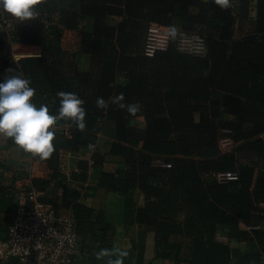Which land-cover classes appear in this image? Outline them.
I'll return each instance as SVG.
<instances>
[{
	"label": "trees",
	"instance_id": "trees-1",
	"mask_svg": "<svg viewBox=\"0 0 264 264\" xmlns=\"http://www.w3.org/2000/svg\"><path fill=\"white\" fill-rule=\"evenodd\" d=\"M37 12L22 21L0 8V80L22 74L35 89L33 102L46 104L52 114L58 115L61 92L84 101L86 127L57 120L54 151L85 152L105 137V153L96 148L92 154V166L101 168L99 187L125 197L129 229L155 233L156 258L260 264L264 0H228L227 7L217 0H42ZM153 22L170 27L171 39L166 49L149 54ZM182 30L204 35L205 56L179 50ZM66 31L79 34L80 53L64 48ZM17 45L41 52L16 59ZM80 55L90 57V69L80 67ZM121 103L139 110L129 112ZM138 117L145 127L130 123ZM224 136L232 142L228 149L220 144ZM105 155L120 157L123 166L106 169ZM90 166L83 160L70 180L87 181ZM229 171L238 178L218 179ZM11 173L0 160V239L9 235L18 196L36 189L57 209H72L80 237L75 261L113 252L115 225L86 200L71 201L68 190L61 198L58 189L68 182L58 168L22 188Z\"/></svg>",
	"mask_w": 264,
	"mask_h": 264
},
{
	"label": "crops",
	"instance_id": "crops-1",
	"mask_svg": "<svg viewBox=\"0 0 264 264\" xmlns=\"http://www.w3.org/2000/svg\"><path fill=\"white\" fill-rule=\"evenodd\" d=\"M74 32V31H72ZM70 31H66L64 35H68ZM64 40V37H63ZM31 47V46H28ZM26 45H18L16 48L24 55L21 49H28ZM20 49V50H19ZM22 54V55H23ZM79 65L83 69H90L91 59L88 55H80L78 57ZM130 123L145 127L146 122L143 117L132 118ZM105 139V137H104ZM100 140L94 144L90 150L79 152H57L53 153L47 159H31L22 149L14 144L10 138L0 135V160L11 167V174L16 175V185L20 188L31 183L32 177H49L55 168L61 171V174L67 178V188L58 189V194L63 197L66 190L68 198L71 201L86 200L98 210H104L107 219L116 227V236L113 246V254L105 257L91 256L84 260L80 258L73 264H109L117 258L115 251H127L129 255L124 259V264H173L171 261L158 259L155 256V233L145 228L134 225L130 229L125 222V197L118 192H107L99 187L101 176V168L92 166V154L96 148H101L102 152L106 151V140ZM104 146V147H102ZM83 160L90 162L87 181H72L69 176L74 172H80V164ZM122 159L118 156L105 155V168L115 170L122 167ZM64 170H61V169ZM136 200L139 205L145 202L144 195L137 193ZM61 201V200H60ZM67 209L63 211H71ZM236 245V243H234ZM263 260V259H262Z\"/></svg>",
	"mask_w": 264,
	"mask_h": 264
},
{
	"label": "built area",
	"instance_id": "built-area-1",
	"mask_svg": "<svg viewBox=\"0 0 264 264\" xmlns=\"http://www.w3.org/2000/svg\"><path fill=\"white\" fill-rule=\"evenodd\" d=\"M151 29H165L169 44L170 27L153 22L149 27L150 35ZM178 48L197 56H205L207 53L205 37L197 32L180 31ZM146 50L153 54L158 49L150 53L148 44ZM22 54L17 51L16 59L25 56ZM26 154L31 159L39 158ZM91 164H94L93 161ZM217 177L220 181H228L237 179L238 173L223 172ZM41 194L36 189H30L18 196L9 235L6 239H0V264H73L75 261L74 258L79 253L80 237L73 211L57 209L52 203L42 200ZM260 264H264V258Z\"/></svg>",
	"mask_w": 264,
	"mask_h": 264
},
{
	"label": "clouds",
	"instance_id": "clouds-1",
	"mask_svg": "<svg viewBox=\"0 0 264 264\" xmlns=\"http://www.w3.org/2000/svg\"><path fill=\"white\" fill-rule=\"evenodd\" d=\"M42 0H0V8L22 21L34 18L37 5ZM223 7L228 6V0H217ZM35 89L31 81L22 74L6 75L0 80V135L11 138L15 145L25 153L33 154L41 159H47L54 151L55 124L63 119L74 123L79 129L86 127V110L84 101L76 94L59 93L60 107L57 114L50 113L46 104L37 106L33 102ZM122 95L117 101L122 100ZM102 99L98 104H102ZM129 112L139 110L138 105L120 104ZM111 250L104 249L99 256L112 255ZM117 258L109 264H124L127 251H115Z\"/></svg>",
	"mask_w": 264,
	"mask_h": 264
},
{
	"label": "rangeland",
	"instance_id": "rangeland-1",
	"mask_svg": "<svg viewBox=\"0 0 264 264\" xmlns=\"http://www.w3.org/2000/svg\"><path fill=\"white\" fill-rule=\"evenodd\" d=\"M116 20H118V19H116ZM151 30H152L151 31L152 34L150 35L149 31H148L147 42H146V44H147L146 46H148V44H149L150 53H153V51L155 49H161V48L167 47V44H168V42L166 41L167 31L165 29H162V30L151 29ZM169 34H170V32H169ZM63 44H64L65 49H67L71 52L73 51L75 54L80 53L79 52V50H80V47H79L80 36L77 32L70 31V33L68 35H64ZM26 47H28V46H26ZM21 50L23 52H26L25 55H31V54L35 55V54H38L41 52V49L38 47H28V49L22 48ZM17 51H18V49H17ZM0 77H2V76L0 75ZM222 133H223V131H222ZM231 143L232 142L226 136H224L220 139V144H221L223 149L230 148ZM241 163L248 165L250 163V160L248 161L246 159H242ZM257 170H260V167L259 168L257 167Z\"/></svg>",
	"mask_w": 264,
	"mask_h": 264
},
{
	"label": "water",
	"instance_id": "water-1",
	"mask_svg": "<svg viewBox=\"0 0 264 264\" xmlns=\"http://www.w3.org/2000/svg\"><path fill=\"white\" fill-rule=\"evenodd\" d=\"M262 226L264 227V223L262 224Z\"/></svg>",
	"mask_w": 264,
	"mask_h": 264
}]
</instances>
